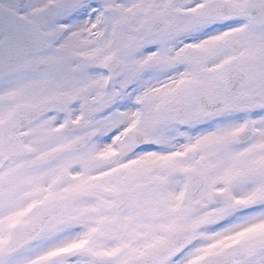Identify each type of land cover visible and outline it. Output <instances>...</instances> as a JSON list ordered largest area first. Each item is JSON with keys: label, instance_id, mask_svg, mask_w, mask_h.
<instances>
[{"label": "snow or ice", "instance_id": "obj_1", "mask_svg": "<svg viewBox=\"0 0 264 264\" xmlns=\"http://www.w3.org/2000/svg\"><path fill=\"white\" fill-rule=\"evenodd\" d=\"M0 264H264V0H0Z\"/></svg>", "mask_w": 264, "mask_h": 264}]
</instances>
